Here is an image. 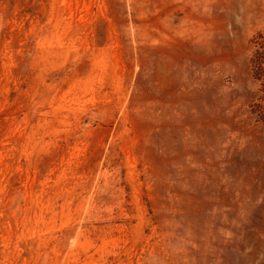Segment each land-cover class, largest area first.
<instances>
[{
  "label": "rangeland",
  "instance_id": "374dc122",
  "mask_svg": "<svg viewBox=\"0 0 264 264\" xmlns=\"http://www.w3.org/2000/svg\"><path fill=\"white\" fill-rule=\"evenodd\" d=\"M264 0H0V264H264Z\"/></svg>",
  "mask_w": 264,
  "mask_h": 264
},
{
  "label": "trees",
  "instance_id": "16d2710c",
  "mask_svg": "<svg viewBox=\"0 0 264 264\" xmlns=\"http://www.w3.org/2000/svg\"><path fill=\"white\" fill-rule=\"evenodd\" d=\"M254 47L251 57L252 74L259 83V93L253 103V113L264 121V29L259 30L251 39Z\"/></svg>",
  "mask_w": 264,
  "mask_h": 264
}]
</instances>
